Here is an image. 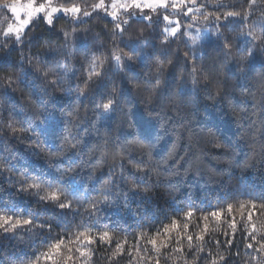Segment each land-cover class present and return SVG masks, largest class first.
<instances>
[{
	"label": "trees",
	"instance_id": "trees-1",
	"mask_svg": "<svg viewBox=\"0 0 264 264\" xmlns=\"http://www.w3.org/2000/svg\"><path fill=\"white\" fill-rule=\"evenodd\" d=\"M200 3L213 15L247 11L250 19L222 20L223 35L205 43L198 55L191 54L183 33L165 42L162 18L130 19L121 36L113 32L120 22L97 12L81 21L61 15L53 27L36 21L22 47L0 48V77L11 74L16 80L12 93L5 92L0 80V164L6 165L0 167V211L15 209L16 215L34 218L30 229L7 233L0 229V264H28L47 250L50 241L75 233L82 225H95L94 232L109 231L117 238L126 236L131 243L141 228L155 231L168 222L166 216L179 218L189 207L197 209L188 230L193 234L199 231L197 225H203L201 215L213 206L264 201V46L257 41L255 55L243 62L247 52H237L235 38L238 25L264 20V0L251 6L249 0ZM7 15L0 7V22ZM181 23L187 26L191 21L183 18ZM65 32L73 35L66 39ZM130 38L136 41V53L131 65L122 59L121 70L113 54L129 51L125 45ZM225 39L232 45L228 57L221 48ZM93 56L104 61L95 69L102 75L93 76L85 87ZM158 59L164 61L160 73ZM37 65L48 75L35 72ZM113 87L117 103L105 111L102 104ZM9 121L12 127L27 130L13 134ZM51 126L55 135L48 131ZM65 136L73 144L79 141L78 147L69 148ZM139 143L152 146L141 148ZM26 177L27 183L42 177L53 186L61 180L58 186L72 208L41 201L48 190L42 182L43 190L20 191L27 187L21 183ZM133 184L138 187L133 189ZM235 219L234 238L223 219L218 226L209 223L216 230L206 236L199 264L229 251L228 264H258L259 254L246 248L249 237L238 213ZM253 222H264V215L254 212ZM226 239H233L228 251L223 246ZM90 247L94 255L87 264H128L127 254L109 260L114 245ZM185 255L191 262L193 254L186 250ZM39 264L50 262L41 258ZM78 264H85L83 258ZM167 264L183 261L173 258Z\"/></svg>",
	"mask_w": 264,
	"mask_h": 264
},
{
	"label": "snow or ice",
	"instance_id": "snow-or-ice-1",
	"mask_svg": "<svg viewBox=\"0 0 264 264\" xmlns=\"http://www.w3.org/2000/svg\"><path fill=\"white\" fill-rule=\"evenodd\" d=\"M169 3L174 9H183L187 3L195 5L197 0H112L110 5L105 4V0H98L97 3L87 4L86 2H79V0H63V2H58V0H0V7H3L8 13L0 22V48L8 49L11 47H17L23 45L26 38L30 39L29 31L32 25L39 20H43L49 27L54 26L55 20L60 16L70 17L74 20L81 21V18L91 17L98 10H104L105 13L113 19V21L121 20V11L126 14L129 19L121 20L120 23L114 25L113 32L119 33L121 36L124 33L123 25L130 23V19L136 18L135 10L149 9L155 11L157 8H167ZM256 0H249V5H254ZM204 7L201 5V8ZM89 8L91 11H89ZM111 11H108V9ZM201 8H191L189 7L185 16H188L194 10L200 12ZM131 10V11H130ZM205 21L210 18L213 19L217 24L224 20L227 21L230 17H239L242 20L250 19V15L247 11H227L224 13H208L204 12L202 14ZM10 17V18H9ZM145 19L150 20L151 17H145ZM163 19L168 21L169 25L175 24L174 27L165 28V42L168 36H175L180 30L181 25L178 21H173L168 15H164ZM195 20L196 17L192 16ZM250 30L247 33L252 39L248 42L247 49L237 48L238 53L243 51L247 52L246 56L242 55V61L247 62L253 55H255V48L257 47L256 42L258 41L261 46H264V26H261L259 33L257 34L256 29L253 25H246ZM75 30H73L74 34ZM70 33L65 32V38L67 39ZM217 34L223 35V33L217 30ZM196 40L197 37H192ZM129 51L119 50V55L113 54V59L116 62V67L118 69H123L122 59L126 60L129 65L133 61V57L136 53V41L130 38L129 42L125 45ZM221 48L226 57L231 56L232 45L225 39L221 42ZM185 58L188 53H184ZM25 57L22 55L20 65L23 69ZM99 61V64L97 63ZM172 63L171 60L168 61ZM92 69L87 78L84 81L85 87H88L89 83L92 82V77H99L102 72L95 71L99 67H103L104 61L99 60V57L93 56L92 59ZM164 61H157V73H160L163 69ZM28 69L33 70L32 60L28 58ZM34 71L40 73L43 71L45 76L48 75V71L42 70L38 65L35 66ZM195 72V68L192 70ZM28 73L25 72L26 76ZM0 80L4 81V90L6 93H12L16 91V80L13 75H4L0 77ZM55 83V82H52ZM160 84V80H156V85ZM138 87V85H134ZM155 88V85L153 86ZM81 95L85 92L83 89L80 91ZM117 90L113 87L112 91L108 94L107 101L102 104V109L105 111L111 110L115 107ZM47 109H44L46 112ZM44 112L41 115H44ZM8 127L11 129L13 134L17 132H24L25 128H15L12 127V122L9 121ZM49 133L51 135L56 134L55 126L49 128ZM65 143L71 149H76L79 145V141L73 144L68 141V137H64ZM151 144L139 143L141 148H151ZM219 147V145H217ZM0 167H6V165L0 164ZM140 170V166H135ZM33 180L38 181L34 183H27V177L24 181H21L22 185L27 183V187H21L20 191H27L29 189H36L37 191L43 190L42 183L47 185L48 190L45 195L40 197L41 201L51 202L59 209H71V201L66 199V193L64 189L58 186L62 183L61 180L57 181V186H53L52 182L44 180L42 177H32ZM42 182V183H41ZM108 183V182H106ZM136 189L138 186L133 184L131 186ZM75 195V192H73ZM105 200L108 199L107 196L104 197ZM91 207L94 209L96 203L93 202ZM12 211L13 214H8ZM197 209L195 207H189L186 211H183L182 215L177 218V215L171 217L166 216L165 219L167 223H161L155 231H144L142 228L139 232L135 233L133 236V241L130 243L127 237L117 238L109 231H93V227H88L82 225L81 229L75 233H65L62 236L49 242L47 250L41 252L35 260L29 261L28 264H39L41 258L45 261L50 262V264H78V261L83 258L85 264L90 260L91 256L94 255L91 245L100 244L114 247L109 255V260L113 258L122 257L124 254L128 255V264H161V261H167L169 259H176L177 261H183V264H199L202 259L201 253L204 252V242L207 235L216 229H210L209 223L216 222L217 226L219 222L223 221L228 224L232 229V236L234 238L235 231L237 227V222L235 219V214L238 213L241 217V222L245 225V233L249 237V242L246 244V248L256 251L259 256L257 258L258 264H264V222H260L259 225L253 222V213L256 212L260 215H264V201L257 203L255 200L241 201L238 204L227 203L225 207L218 208L212 207L211 211L203 213L200 217L203 221L202 227L197 225L199 231L189 234L188 230L190 227V222L195 216ZM34 226V218L29 216L24 218L23 216L16 215L15 209L5 208L0 211V229L5 233L15 232L21 229H30ZM43 227V225H41ZM49 232H51V226H48ZM257 234L261 236V239H257ZM226 237L228 233H223ZM217 245H220V241H216ZM233 245V239H226L224 241V249L228 251ZM171 249V252H169ZM192 253V261H188L185 252ZM135 253V254H134ZM78 254V255H77ZM238 256L239 253H236ZM231 257L230 251L226 256L224 252H219L216 254L215 258L209 261V264H228V260Z\"/></svg>",
	"mask_w": 264,
	"mask_h": 264
},
{
	"label": "rangeland",
	"instance_id": "rangeland-1",
	"mask_svg": "<svg viewBox=\"0 0 264 264\" xmlns=\"http://www.w3.org/2000/svg\"><path fill=\"white\" fill-rule=\"evenodd\" d=\"M199 1L205 2V0H197V3L195 5H193L191 3H187L186 6L183 7V9H174V8L171 7V4L169 3L167 8H162L161 7V8H157L155 11H152V10H149V9H143L142 12L140 10H135L136 19H143L145 21H151L152 19H155V18H162V20H163L162 38L164 39L165 35H166L164 29L168 28V27H174L175 26V24L169 25L168 21H165L163 19L164 15H168L171 20L178 21L179 24L181 25V28L177 32V34L183 33L184 40H185V42L187 44V47L190 50L191 54L192 55H198L201 52L202 47H203V45L205 43H209L213 39H215V37L218 35L217 34V30H218L220 24L222 23V21H220L217 24L211 18L209 20L205 21L203 19V16L201 15L204 12H206L205 11V5L202 4V3L198 4ZM97 2H98V0H96L94 3H97ZM111 2H112V0H105V4L106 5H110ZM201 5H203L204 7L201 8ZM189 7L193 8V9L201 8V11L200 12H196L194 10L188 16H185L184 12H186ZM89 11H91V9ZM108 11H111V9L109 8ZM97 13H100L103 16L113 20L111 18V16H109V15H107L105 13L104 10H98ZM62 16H64V15H62ZM120 16H121V20H124V19H126L125 17H128L122 11L120 13ZM192 16H195L196 19L193 20ZM145 17H151V19L148 20V19H145ZM183 18L184 19H189L191 21V24H189L187 26H183L182 23H181V20ZM81 19H86V18L82 17ZM121 20H117L115 22H118V21L121 22ZM203 22L210 23V24L202 25L201 23H203ZM250 25H253L255 27L256 32L258 34L260 27L264 26V20H258V21L255 20V21L251 22ZM249 30L250 29L247 26L240 27V25H238V28H237L236 34H235V38H236V41H237V45L239 47H245V46L248 47V42L252 39L251 36L247 35ZM220 31H221V29L219 28V32ZM172 37H174V36H168V39L172 38ZM192 37H197V39L193 40ZM137 58L140 59L141 55H138Z\"/></svg>",
	"mask_w": 264,
	"mask_h": 264
}]
</instances>
